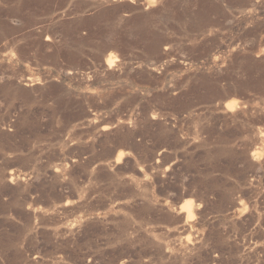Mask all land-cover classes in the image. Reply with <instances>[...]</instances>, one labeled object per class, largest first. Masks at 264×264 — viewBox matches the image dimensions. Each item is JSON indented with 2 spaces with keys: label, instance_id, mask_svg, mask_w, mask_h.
Masks as SVG:
<instances>
[{
  "label": "rangeland",
  "instance_id": "rangeland-1",
  "mask_svg": "<svg viewBox=\"0 0 264 264\" xmlns=\"http://www.w3.org/2000/svg\"><path fill=\"white\" fill-rule=\"evenodd\" d=\"M0 264H264V0H0Z\"/></svg>",
  "mask_w": 264,
  "mask_h": 264
}]
</instances>
